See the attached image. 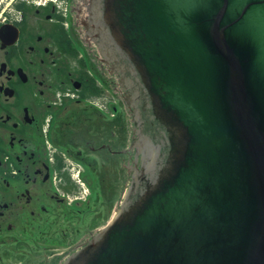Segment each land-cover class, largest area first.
I'll return each instance as SVG.
<instances>
[{
  "label": "water",
  "instance_id": "95a60500",
  "mask_svg": "<svg viewBox=\"0 0 264 264\" xmlns=\"http://www.w3.org/2000/svg\"><path fill=\"white\" fill-rule=\"evenodd\" d=\"M80 11L141 160L114 218L64 264H264V0Z\"/></svg>",
  "mask_w": 264,
  "mask_h": 264
},
{
  "label": "flooded vegetation",
  "instance_id": "af4514ba",
  "mask_svg": "<svg viewBox=\"0 0 264 264\" xmlns=\"http://www.w3.org/2000/svg\"><path fill=\"white\" fill-rule=\"evenodd\" d=\"M61 1L62 12L0 0V29L16 37L0 47V264H64L117 212L123 172L140 165L122 116L90 95L112 80L75 23L82 0ZM67 90L77 98L57 104Z\"/></svg>",
  "mask_w": 264,
  "mask_h": 264
},
{
  "label": "rangeland",
  "instance_id": "374dc122",
  "mask_svg": "<svg viewBox=\"0 0 264 264\" xmlns=\"http://www.w3.org/2000/svg\"><path fill=\"white\" fill-rule=\"evenodd\" d=\"M1 8H2V6H1ZM104 78L107 79V81H109L111 79L108 74H106L104 76ZM112 81H114L113 78H112ZM113 86H115V84H113V82L112 83L111 82H108L107 83V87H106L107 93L105 92L104 95H106L107 99H110L111 100L110 103H113V101L116 103L117 108H118V111H121L122 110V112L120 114H124L125 115V117L124 116L122 117V120H123L124 125L127 126V127H130V126L132 127V122L130 120V115H129L128 111L126 110V107H125V105H124V103H123V101L121 99L120 94H118L115 91V88ZM71 104L72 103H68V106L65 109H63V110H74V109H79L80 108V107H77V106L71 105ZM118 105L121 106V108ZM126 131H127V133H126L127 138H126V141H125L124 146H128V144H129V135H130L129 128ZM123 176H124L123 189L125 191L126 188H127V186L129 185V181H128V179L127 180L125 179V175L124 174H123ZM88 177H89V179L92 182H94V183L96 182V178L94 176L88 175Z\"/></svg>",
  "mask_w": 264,
  "mask_h": 264
},
{
  "label": "snow or ice",
  "instance_id": "6c2138e0",
  "mask_svg": "<svg viewBox=\"0 0 264 264\" xmlns=\"http://www.w3.org/2000/svg\"><path fill=\"white\" fill-rule=\"evenodd\" d=\"M16 37L14 35H6L3 29H0V47L4 44H10Z\"/></svg>",
  "mask_w": 264,
  "mask_h": 264
},
{
  "label": "trees",
  "instance_id": "16d2710c",
  "mask_svg": "<svg viewBox=\"0 0 264 264\" xmlns=\"http://www.w3.org/2000/svg\"><path fill=\"white\" fill-rule=\"evenodd\" d=\"M99 92L97 90H95L94 87H91V91H90V94L91 95H94V94H98ZM83 94V93H82Z\"/></svg>",
  "mask_w": 264,
  "mask_h": 264
}]
</instances>
